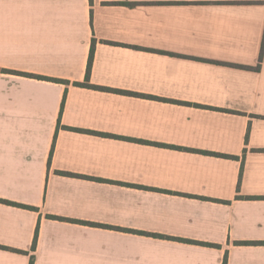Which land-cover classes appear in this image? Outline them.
<instances>
[{
    "label": "crops",
    "instance_id": "1",
    "mask_svg": "<svg viewBox=\"0 0 264 264\" xmlns=\"http://www.w3.org/2000/svg\"><path fill=\"white\" fill-rule=\"evenodd\" d=\"M30 259L264 264V0H0V264Z\"/></svg>",
    "mask_w": 264,
    "mask_h": 264
},
{
    "label": "trees",
    "instance_id": "2",
    "mask_svg": "<svg viewBox=\"0 0 264 264\" xmlns=\"http://www.w3.org/2000/svg\"><path fill=\"white\" fill-rule=\"evenodd\" d=\"M93 51H94V41L92 42L90 53H89V57H88L85 82H82V83L81 82H74V85L85 86V87H93V85L88 83V78H89L90 68H91L92 58H93ZM258 66L259 65H257L256 67H253V68L258 69ZM1 71L2 72H6V73L17 74V75L30 76V77H34V78H38V79H43V80H50V81H57V82L67 83L64 80L49 78V77H45V76H41V75H35V74H30V73H25V72H20V71H16V70L2 69ZM63 102H64V98H63V101L61 103L60 113H61L62 108H63ZM223 156L224 157H230V155H223ZM231 157H233V156H231ZM6 202L7 203H11V204H17V203H12L10 201H6ZM21 206L26 207V205H21ZM28 208L33 209V207H30V206ZM37 231H38V227L36 228V231H35L33 245L35 244V241H36ZM225 259H226V257H225ZM32 263H33V261H32V259H30V263L29 264H32ZM223 264H225V260H224Z\"/></svg>",
    "mask_w": 264,
    "mask_h": 264
}]
</instances>
